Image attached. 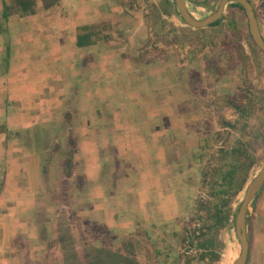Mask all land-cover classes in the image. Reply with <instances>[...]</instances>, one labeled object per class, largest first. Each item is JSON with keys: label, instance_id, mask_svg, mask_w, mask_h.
Listing matches in <instances>:
<instances>
[{"label": "crops", "instance_id": "0c3cea01", "mask_svg": "<svg viewBox=\"0 0 264 264\" xmlns=\"http://www.w3.org/2000/svg\"><path fill=\"white\" fill-rule=\"evenodd\" d=\"M116 6L0 0V264H21L19 237L42 249L39 228L55 216L48 185L74 183L76 214L119 234L174 212L164 123L176 120L178 94L132 55L139 48L121 47ZM61 139L69 154L54 148Z\"/></svg>", "mask_w": 264, "mask_h": 264}, {"label": "rangeland", "instance_id": "374dc122", "mask_svg": "<svg viewBox=\"0 0 264 264\" xmlns=\"http://www.w3.org/2000/svg\"><path fill=\"white\" fill-rule=\"evenodd\" d=\"M116 1V11L124 12L121 47L127 52L133 51V47L139 48L132 55H138L136 51H139L141 55L138 60H147L160 72V77L162 74L164 82L171 83L172 86L164 87L163 92L160 90L163 95L161 99L164 100L167 95V88L171 94H178L171 100L173 108L174 105L177 108L174 110L176 120L171 124L167 120L164 123L168 129L167 136H164V151L167 168L173 175L169 192L175 201L174 212L160 218L155 213L143 215L144 218L132 225L131 232L119 234L106 225L97 227L91 219L88 221L91 226L84 224L82 216L76 214L77 202L72 194L74 183H59L56 187H50V191L48 185L44 203L55 211V216L52 224L46 222L48 224L45 225L42 223L44 216L39 214L38 222L43 224L38 232L41 250L34 248L37 243L18 238L23 246L22 249V246L16 247L21 264L25 263L23 260L27 257L31 263L42 264L48 244L55 240L54 227L59 213L67 216L76 244H80L82 239L91 242L93 235L99 238V227H106L111 236L131 239L136 259L141 264H207L209 261L197 259L198 247H189L181 240L182 236L190 234L202 224L206 210L199 209L198 203L201 201L212 206L217 200L211 193L210 177L204 175L203 167H207L206 171L212 168V153L218 149H229L238 141L250 143L256 158L246 184L264 161V139L257 141L264 135V54L247 37L242 12L236 7L227 6L223 16L233 19L235 23L232 25L228 26L225 18L218 27L192 28L182 23L175 14L158 15L157 6L163 7L161 0ZM248 1L254 8L264 38V0ZM208 2L188 0V9L201 19L212 12L206 7L210 4ZM250 98L253 105L245 115L241 108ZM64 124L66 127L70 125L69 116ZM244 124L246 127L242 130ZM65 145L66 139H61L54 148H65L66 152L69 146ZM238 179H241V175H238ZM245 186L231 204L234 210H238L241 204ZM151 210L154 212V209ZM248 215L250 223L246 232L251 242L249 246L248 239L250 251L246 264H264L263 185L254 204L249 206ZM155 220L157 224L151 223ZM217 238L224 247L214 264H232L240 252L235 226L221 229ZM113 243L118 241L114 240ZM25 251L29 253L26 255ZM44 261L47 264H60L59 251L50 249Z\"/></svg>", "mask_w": 264, "mask_h": 264}, {"label": "trees", "instance_id": "16d2710c", "mask_svg": "<svg viewBox=\"0 0 264 264\" xmlns=\"http://www.w3.org/2000/svg\"><path fill=\"white\" fill-rule=\"evenodd\" d=\"M218 1L219 0H209L208 3L210 4L206 7L213 12ZM161 2L163 7L160 8L157 6L158 15L160 14L162 17L163 14H175L180 17L173 0H161ZM227 6L236 7L242 12L244 18V26H242L245 27V32L247 37L251 40L250 42H252V44L257 48L249 34L247 19L243 8L237 3H229ZM225 18L226 17L222 16L220 20L210 26H221L225 21ZM226 19L228 26L235 23L233 19L229 20V17ZM181 21L184 23L182 19ZM259 51L262 52L261 50ZM252 105L253 99L250 98L249 101L241 108L242 112H245V115H247ZM245 127L246 125L244 124L242 130H244ZM259 138L257 139L258 142L264 139V135ZM253 150L254 149L250 143L238 141L236 145L231 146L229 149H218L216 152H213L211 155L212 160H214L212 168H208L207 171V167H203L202 169H205L203 171L204 175H208L210 177L209 183L211 186V193H213L214 197H217V200L213 202L212 206L201 201L198 203L199 209L206 210L204 218L202 219V224L195 228L190 234L186 233L182 236L181 240L188 244L189 247H198L199 252L197 259L204 262L209 261L207 264H214V261H217L220 258V252L224 247L223 242L217 238V233L223 228L234 227L235 217L238 210H234L231 204L238 192L246 185L248 173L256 164V158ZM238 175H241V179H238ZM254 201L255 198L252 202L253 204ZM60 214L61 213H59L56 226L54 227L56 232L55 240L54 242L48 244L47 252H45L44 258L47 256L50 249H57L59 251L60 264H141L136 259L135 248L131 239L123 236H111L109 234L111 232L108 233L106 227H99V238L97 235H93L90 240L91 242H88L89 240L82 239L80 244H76L72 233L73 230L71 229L67 216L64 213L63 215ZM83 222L87 226L90 225L84 220ZM246 223L247 225L250 223V216L248 213ZM98 226L99 225H97V227ZM248 239L250 246L251 240L249 234ZM107 240L110 241L107 243ZM114 240L118 241V243L114 244ZM22 248L23 246L20 249ZM25 253L27 255L29 252L25 251ZM44 258L42 260V264H47L45 262L46 260L44 261ZM23 261L25 262H23L24 264L31 263L29 257L25 258ZM247 261H249V256ZM31 264L35 263L33 262Z\"/></svg>", "mask_w": 264, "mask_h": 264}, {"label": "water", "instance_id": "95a60500", "mask_svg": "<svg viewBox=\"0 0 264 264\" xmlns=\"http://www.w3.org/2000/svg\"><path fill=\"white\" fill-rule=\"evenodd\" d=\"M176 10L183 20L184 24L192 28H203L210 26L223 16L224 10L229 3L239 4L245 13L249 34L259 50L264 53V38L260 32L258 21L255 16L254 8L248 0H219L216 9L207 16L198 19L187 8L186 0H173ZM264 184V161L252 178L245 186L244 197L238 208L235 217V232L240 242V252L233 260L232 264H246L248 258V238L246 217L249 206L252 204L255 196Z\"/></svg>", "mask_w": 264, "mask_h": 264}]
</instances>
